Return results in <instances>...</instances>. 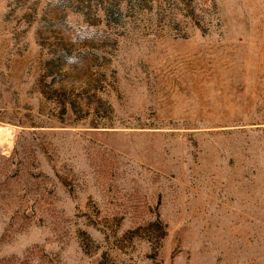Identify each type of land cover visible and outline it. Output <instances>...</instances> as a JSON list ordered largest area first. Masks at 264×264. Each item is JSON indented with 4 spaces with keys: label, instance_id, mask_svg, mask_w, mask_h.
<instances>
[{
    "label": "rangeland",
    "instance_id": "374dc122",
    "mask_svg": "<svg viewBox=\"0 0 264 264\" xmlns=\"http://www.w3.org/2000/svg\"><path fill=\"white\" fill-rule=\"evenodd\" d=\"M0 264H264V0H0Z\"/></svg>",
    "mask_w": 264,
    "mask_h": 264
},
{
    "label": "bare ground",
    "instance_id": "6f19581e",
    "mask_svg": "<svg viewBox=\"0 0 264 264\" xmlns=\"http://www.w3.org/2000/svg\"><path fill=\"white\" fill-rule=\"evenodd\" d=\"M0 134H2V131H0Z\"/></svg>",
    "mask_w": 264,
    "mask_h": 264
}]
</instances>
